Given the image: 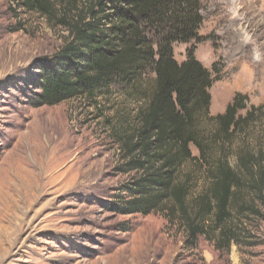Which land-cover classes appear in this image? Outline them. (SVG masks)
Masks as SVG:
<instances>
[{"label": "rangeland", "instance_id": "1", "mask_svg": "<svg viewBox=\"0 0 264 264\" xmlns=\"http://www.w3.org/2000/svg\"><path fill=\"white\" fill-rule=\"evenodd\" d=\"M200 1L202 41L176 44V60L192 51L214 77L218 71L212 116L237 94L249 107L263 105L264 0ZM67 38L57 22L0 0V264H264V205L245 220L241 244L223 251L204 237L187 248L184 229L161 213L115 212L118 190L131 178L118 173L109 126L122 113L123 91L37 109L28 104L40 61ZM239 82L247 88H235ZM219 92L229 93L221 107Z\"/></svg>", "mask_w": 264, "mask_h": 264}, {"label": "trees", "instance_id": "2", "mask_svg": "<svg viewBox=\"0 0 264 264\" xmlns=\"http://www.w3.org/2000/svg\"><path fill=\"white\" fill-rule=\"evenodd\" d=\"M17 3L68 33L58 53L40 61L30 107L123 91L122 113L109 126L119 146L118 173L131 178L118 190L115 212L161 213L184 229L187 248L203 237L218 251L240 245L245 220L264 205V104L249 107L237 94L212 116L218 71L214 77L192 51L176 60V44L202 41L201 1Z\"/></svg>", "mask_w": 264, "mask_h": 264}, {"label": "bare ground", "instance_id": "3", "mask_svg": "<svg viewBox=\"0 0 264 264\" xmlns=\"http://www.w3.org/2000/svg\"><path fill=\"white\" fill-rule=\"evenodd\" d=\"M237 87L240 89H244V88H247V85L244 82H239V83L235 84V88H237ZM228 97H229V93H227V92H219L218 93L217 102H218L220 107L226 103Z\"/></svg>", "mask_w": 264, "mask_h": 264}]
</instances>
